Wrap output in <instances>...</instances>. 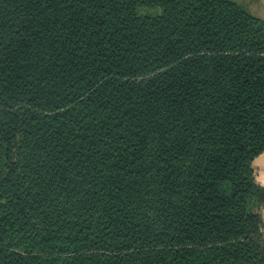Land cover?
<instances>
[{"label": "trees", "instance_id": "1", "mask_svg": "<svg viewBox=\"0 0 264 264\" xmlns=\"http://www.w3.org/2000/svg\"><path fill=\"white\" fill-rule=\"evenodd\" d=\"M264 20L234 0H0V264H264Z\"/></svg>", "mask_w": 264, "mask_h": 264}, {"label": "rangeland", "instance_id": "2", "mask_svg": "<svg viewBox=\"0 0 264 264\" xmlns=\"http://www.w3.org/2000/svg\"><path fill=\"white\" fill-rule=\"evenodd\" d=\"M245 10L264 20V0H234Z\"/></svg>", "mask_w": 264, "mask_h": 264}, {"label": "crops", "instance_id": "3", "mask_svg": "<svg viewBox=\"0 0 264 264\" xmlns=\"http://www.w3.org/2000/svg\"><path fill=\"white\" fill-rule=\"evenodd\" d=\"M253 167L256 172V179L258 183L264 187V153L254 160ZM260 210L264 219V206L261 207Z\"/></svg>", "mask_w": 264, "mask_h": 264}]
</instances>
